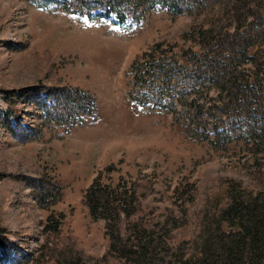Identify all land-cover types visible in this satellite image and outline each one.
Returning a JSON list of instances; mask_svg holds the SVG:
<instances>
[{"label": "rangeland", "instance_id": "374dc122", "mask_svg": "<svg viewBox=\"0 0 264 264\" xmlns=\"http://www.w3.org/2000/svg\"><path fill=\"white\" fill-rule=\"evenodd\" d=\"M257 1L264 4V0H188L174 14L157 4L147 8L143 0H124L128 9L101 19L96 13L107 3L97 0H0V88L11 90L10 95L29 91L20 101L16 97L10 102L20 109L10 128L0 113V173L6 172L0 175V191L9 192L6 210L12 219L5 236L8 243L0 248V264H53L54 259L40 253L39 246L63 240L74 241L97 264H131L140 252L132 233L138 227L134 226L135 210L123 211L134 213L126 244L130 250H113L109 261L100 259L111 233L125 228L121 218H103L108 213L103 208L120 210L117 202L126 199L134 184L139 189L135 201L142 202L147 211L154 208L143 234L138 233L146 247L141 250L143 264L175 260L171 252H178V245L189 237L181 221L201 215L208 195L231 184L249 190L264 188V144L256 146L235 137L228 142L223 135L215 140L213 133L221 132L223 124L205 119L210 121L213 114L214 121L219 118L217 107H206L217 93L197 84V92L191 94L187 90L193 82L185 77L206 52L202 33L208 23L213 22L214 31L223 35L240 24L238 38L245 37V28L252 33L264 26L263 12L258 19L252 16ZM223 2L228 8L219 11ZM132 7L137 11L132 12ZM80 10L92 16L79 15ZM120 18L124 23L118 22ZM253 49H246L247 55ZM258 49L264 74V46ZM241 53L234 46L222 58L240 62L236 67L239 81L249 84L254 71L251 60L245 61ZM175 55L181 62L187 58L186 70L180 69ZM170 67L173 87L162 86V76L148 81L152 74ZM63 90L84 95L91 110L62 123L46 119L43 107L49 116H56L60 105L50 103ZM161 93L164 101L178 97L173 107L147 98ZM131 95L138 103L146 97L147 105L133 104ZM190 103L204 107L194 124ZM241 107L238 101L229 104L230 117L243 120L241 112L251 108L243 103ZM13 177L19 183L9 179ZM41 180L56 185L43 204L38 201ZM91 185V196L103 203L94 218L87 203ZM143 185L148 187L145 195ZM229 200V194L225 195L211 213L220 211ZM158 237L166 246L154 253L151 246L159 242Z\"/></svg>", "mask_w": 264, "mask_h": 264}, {"label": "trees", "instance_id": "16d2710c", "mask_svg": "<svg viewBox=\"0 0 264 264\" xmlns=\"http://www.w3.org/2000/svg\"><path fill=\"white\" fill-rule=\"evenodd\" d=\"M97 1H101L103 5L107 3L108 7L106 6L102 11L96 13V18H110L113 15H117L118 12L121 14L128 9L124 0ZM143 1L144 4L147 5V8H151L157 4L171 13L174 12V14L180 13L182 11L181 8L183 4L188 3V0ZM255 4L257 7L254 10L252 9V16H255V18L258 19L261 17L262 12L264 15V4L258 1L255 2ZM206 6L212 7L213 4H208ZM226 8H228L227 3L223 2L220 4L219 11H224ZM131 9L132 12L137 11L136 8L132 7ZM78 13L81 15L86 14L88 17L92 16L88 10H80ZM118 22L124 23V19L120 18ZM241 27L242 25L238 24L234 28L233 32H227L223 35L220 31H214L216 27L213 22L206 25V29H203L202 33V35L204 34L202 38L204 40L203 47L206 52L201 60L198 59L200 60V64L196 63L194 68H190L185 72V77L191 78V81L193 82L191 88L188 89L187 92L195 94L197 92L195 86L197 84H203L207 89H212L217 93L216 98L213 99V103H210L206 107L207 109L208 107H217L220 112L219 118L214 121L215 114H213L210 117V121L208 118L205 119L210 123L220 122L223 124L221 132L217 130L216 132L214 131L213 135L216 138L215 140L219 141L220 138L218 136L223 135L222 138L226 139V141L228 140V142L235 137V140L251 141L253 145L257 146L260 143L264 144V74L260 69L261 63H258L256 56L259 50V45L264 46V26L252 33L247 30L248 28H245L243 30V35H245V37L241 38L239 36L238 38L237 33ZM225 46L228 48L227 50L219 51L217 53L210 51L212 48L218 50ZM234 46L240 49L243 57H247L245 61L250 62L248 60H251L249 66L253 68L254 80L249 84H242L239 81L236 67L241 65L240 62L234 60V57L222 58V54L226 51L230 52V50H233ZM251 46H254L253 52L251 55H247L246 49ZM195 56L196 55H194V57ZM174 59H176L180 66H182L180 67L181 70H186V66L184 64L187 58L184 59V62H181L179 61V56L175 55ZM223 59H227L228 62H222ZM169 64L170 62L166 63V65ZM172 71L173 68L170 67L161 71L160 74H152L151 80L148 81L152 82L156 80L158 76H162V83L164 84L162 86H168V88L173 87L174 85H170V80L173 79ZM144 73L149 74L148 72ZM142 77L143 76H139V78ZM34 88L37 87H31V89ZM225 91L226 96L222 97V94ZM27 92L29 93V91ZM10 93H12L11 90L0 88V107L4 108V110H0V113H2L5 121L8 122L5 125L6 128H10V124L15 123V118H19L20 116V109L18 106L14 104L10 105V102L16 97L18 98V101H20L28 94L19 91L15 92L14 95H10ZM32 94L34 96L36 95L34 92ZM80 94L81 93L69 95L68 90L58 91L57 97L54 96L55 98L50 104L55 105L58 103L61 110L58 111L56 116H49L50 114L43 107L42 110L45 118L62 123L78 113H88V111L91 110V103H89L90 100L88 99L89 101H84V95ZM144 96H146V94H144L142 98ZM218 96L221 98L218 99ZM238 97L239 100L237 99ZM131 98H133L132 95ZM147 98L152 100L154 104H159L164 107L170 105L173 107L174 103L178 99V97L172 96L170 101H164L165 99L163 93H161L159 97L149 96ZM147 98L145 97L143 102L140 103L137 102L135 97L133 99H135L136 103L145 106L147 105ZM217 101L220 103H217ZM237 101L240 107L243 103V105L251 108L243 109L241 112L243 120L240 118L238 120L233 119L230 117L232 114H228V105L234 102L236 103ZM83 106H85V108ZM191 106H194V110L191 113V123L194 124V119H201V112L204 107L203 105L196 103H190L189 107ZM188 112L190 111L188 110ZM239 120L244 122L238 124ZM214 124L216 123H212V125ZM224 124L228 127L225 128ZM236 124L237 127H235ZM229 131L232 133L228 134ZM232 134L234 135L232 136ZM5 173L6 172H2L0 175ZM9 179L15 183H19V180L16 177ZM44 183L49 185L47 189L44 188ZM1 184L5 183L1 180ZM34 186L38 189L37 185H33V187ZM239 186L240 185L237 184H231L230 186L218 187L215 192L208 195L206 198L204 202L205 206L203 207L204 211H201V215L193 221L189 218H184L181 222H185L189 237L178 245V252L176 250L171 252L172 258L175 260L160 261L159 264H264V188L259 190H249L247 187L240 188ZM55 188V184L45 181L43 182V180H41L39 185L38 201L42 204L45 203V201L52 194L50 192ZM140 188H142L143 193L145 191L143 194L145 195L148 187L143 185ZM135 191L139 192L138 185L136 184L133 185V190L126 197V199L117 202L116 205L120 206V210H118L116 206L114 209L109 210L103 208L109 213V215H107L108 213H106V215H102L103 218L108 221L121 218L122 222L124 221L125 228L123 231L111 233L108 248L100 259L102 261H109L108 256L113 250H130L126 244L129 242V233H131L129 220H131V216L134 213H132V211H128L124 214L123 211L127 210H135L137 212L134 226L138 227H136V230L134 229L132 233L135 237L134 244L137 247L136 249L140 250V252L137 253L139 256L132 258L133 260H131V264H143L145 261L142 260V256L144 254H141V250L146 251V247L141 245L142 240L140 236L142 235L138 233L144 232L145 227H143V225L147 224L146 218H148V215L153 212L154 208L151 207L147 211L142 202L135 201ZM91 192H93V185H91L88 189L87 203L90 214L94 218L96 217V210L101 208L103 203L95 200L96 195L95 197H93V195L91 196ZM8 193H6L5 190L0 191V248H3L8 243L5 236L9 232L10 224L12 222L9 212L6 210L7 206H9ZM227 194H229L230 200L225 202V205L220 209V211H214L211 213V208L216 207ZM242 197H244V200L238 203ZM124 204L125 206L123 207ZM146 206H149V204ZM194 222H197V224L193 225ZM224 225L228 228L224 229ZM122 233L124 234L122 235ZM158 241L159 242H156L151 246L154 253L166 246V242L160 237H158ZM39 247L40 253L46 252L49 254V257L54 259L52 260L53 264H97L92 261L89 256L83 253L82 248H79L76 243L71 240H63V242L59 243L55 242L52 245H49L48 242H44ZM139 247H141V249Z\"/></svg>", "mask_w": 264, "mask_h": 264}]
</instances>
